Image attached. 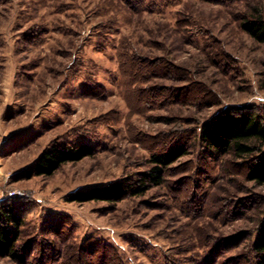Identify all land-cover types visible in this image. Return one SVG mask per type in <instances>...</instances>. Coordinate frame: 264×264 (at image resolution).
I'll return each mask as SVG.
<instances>
[{
  "label": "rangeland",
  "instance_id": "374dc122",
  "mask_svg": "<svg viewBox=\"0 0 264 264\" xmlns=\"http://www.w3.org/2000/svg\"><path fill=\"white\" fill-rule=\"evenodd\" d=\"M256 10L264 0H0V206L24 219L19 259L0 264H257L255 160L201 140L218 114H264V43L243 28ZM63 142L93 152L32 176ZM181 148L146 194L76 200L137 186Z\"/></svg>",
  "mask_w": 264,
  "mask_h": 264
},
{
  "label": "trees",
  "instance_id": "16d2710c",
  "mask_svg": "<svg viewBox=\"0 0 264 264\" xmlns=\"http://www.w3.org/2000/svg\"><path fill=\"white\" fill-rule=\"evenodd\" d=\"M243 22L244 30L257 42L264 43V15L256 10ZM244 110V111H243ZM201 140L214 153L233 155L238 160L254 158L250 164L248 176L258 185L264 184V114L245 107L240 112L218 114L201 127ZM87 145H68L54 143L45 149L34 162L32 176H46L58 172L64 164L79 162L92 154ZM186 148L172 150L165 154H155L151 162L154 166L145 178H140L136 186L126 178L101 190L80 194L76 200L122 201L126 196H141L151 187L165 182V171L174 162L187 154ZM24 219L10 206H0V254L19 259L17 246L20 240ZM253 251L261 258L257 264H264V219L260 225Z\"/></svg>",
  "mask_w": 264,
  "mask_h": 264
}]
</instances>
